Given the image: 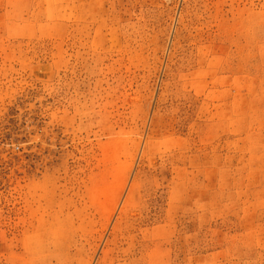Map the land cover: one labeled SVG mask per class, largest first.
Returning a JSON list of instances; mask_svg holds the SVG:
<instances>
[{
	"label": "rangeland",
	"instance_id": "rangeland-1",
	"mask_svg": "<svg viewBox=\"0 0 264 264\" xmlns=\"http://www.w3.org/2000/svg\"><path fill=\"white\" fill-rule=\"evenodd\" d=\"M0 264H264V0H0Z\"/></svg>",
	"mask_w": 264,
	"mask_h": 264
}]
</instances>
